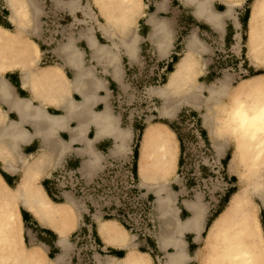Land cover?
Masks as SVG:
<instances>
[{"label":"crops","instance_id":"0c3cea01","mask_svg":"<svg viewBox=\"0 0 264 264\" xmlns=\"http://www.w3.org/2000/svg\"><path fill=\"white\" fill-rule=\"evenodd\" d=\"M201 1L141 0V13L132 27V35L135 33L136 39L132 37L131 42L130 36L116 38L119 54L116 71L112 65L98 63L91 57V48L87 42L90 33L95 36L99 44L108 45L109 42L100 35L97 24L87 23L69 34L70 39H68L72 47L68 51L56 42L52 46L53 41L47 37H43L42 41V45H46L45 48L36 43L39 55L37 62L31 68L32 72L26 78L23 77L24 71L20 67H11L0 72V81H4L3 84L0 82V85H4L0 87V179L12 190L18 189L26 181L36 184L52 203L69 207L68 217L52 216L50 219L39 210L36 203L30 202L26 195H19L15 204L25 249L40 244L45 251L46 259L50 260L62 251L60 237L63 234L67 242L60 264H67L74 248L72 238L78 233H86L82 223L88 226L97 243L95 258L99 259L100 264L113 263L112 259L123 258L126 252L132 249V243L136 245L137 250L146 252L150 256L152 264H155L150 254L153 251L165 254L166 258L167 252H173L174 246L183 242L187 253L198 249L210 222L205 216L207 207L199 192L193 195L188 193L189 179H194L193 174L196 172L191 159L192 150L185 142L189 137H182L170 126L186 105L179 106L172 116H161L157 108L154 112H150L151 108L148 109L149 121L162 120L174 131L178 150L176 166L170 176L172 177L179 170L169 186L174 191L171 193V213L166 214L162 220H156L159 224L161 221L164 223H161L164 235L168 233L164 248L156 234L153 240L141 239L131 233L117 218L104 215L105 209L102 203H90L80 194L79 188L89 186L111 164H120L133 174L138 188L144 189L146 194L153 196V193L146 190L142 183L140 187L138 186L137 160L140 139L146 124L140 129L137 125L139 117L136 115L135 107H126L124 102L126 99L133 100L134 95L139 91L133 82L135 78L133 71L142 61L157 62V65L164 69L160 71L165 74L166 81L174 63L187 50L185 47L188 37L194 32L199 41L194 48L196 53L193 51V57L198 63L194 79L197 84L207 85L206 82L212 78L200 62L211 61L216 54L214 49L217 46L231 48V54L225 53L222 56L220 54L223 58H237L238 55L244 54L247 60L245 41L250 4L253 0ZM200 3L205 5L201 6L202 9L197 6ZM7 7H0V25L10 29L12 23L9 19L10 10ZM204 8H208L209 14L217 12L218 15L213 14V17L218 18L210 19L212 21L210 22L206 18L207 15H203L208 14L206 10L201 18L200 12ZM153 18L161 22L163 18L167 22L163 20V26L157 31L159 33L170 28L167 29L169 32L165 31L167 35L162 34L164 32H161V36L154 35L155 31L152 32L154 25L152 27L150 25L154 24ZM217 23L220 26L216 25ZM58 25L62 26L61 23ZM73 25L74 23L68 27L76 28ZM238 36L239 45L235 48ZM155 39L158 40L157 43ZM125 44L130 54L126 52ZM248 67H250L249 72L251 71L249 75L264 72L258 71L259 68L251 65L249 61ZM43 72L46 74H42ZM200 78L201 82H199ZM150 95L161 102L160 97L155 94ZM218 107L220 108V105H213V113L219 109ZM195 110L202 113L205 107L201 106ZM200 118L203 137L210 148H208L209 154L213 159L216 158L217 162H220V158L224 159L228 166L232 152L231 143L228 142L222 149H215L209 141V136H206L207 128L201 116ZM58 173L68 174L71 185L64 188L57 179ZM172 184L176 185L177 189L174 190ZM193 187L191 188L194 189ZM198 206L201 209L205 207L204 215L193 225L186 224L193 209ZM48 218L53 223H50ZM63 221H66L65 226ZM102 222L105 224L104 237L100 234ZM181 223H184L183 227ZM113 226L117 227L111 229L110 227ZM177 227L180 229H176Z\"/></svg>","mask_w":264,"mask_h":264},{"label":"bare ground","instance_id":"6f19581e","mask_svg":"<svg viewBox=\"0 0 264 264\" xmlns=\"http://www.w3.org/2000/svg\"><path fill=\"white\" fill-rule=\"evenodd\" d=\"M200 1L198 0V2ZM6 2V6L10 10L11 25L14 26L16 32L9 34V29L0 25V44L3 45L0 47V72L7 68L20 67L24 71L23 77L26 78L32 72V66L37 62L39 48L34 41L22 42L19 34L23 31V27H26L25 18L30 20L32 15L38 12L37 1L6 0ZM200 4L197 6L202 9L201 6L205 5ZM93 5L103 20V22H98L100 35L109 43L108 45L99 44L95 36L90 33L87 36V42L91 48V57L98 63L112 65L116 71L119 64L116 38H126L132 21L141 13V0H93ZM250 5L247 38L246 41L244 40L246 58L251 65L264 68V0H253ZM195 9L197 10V7ZM205 10L208 13V8H204L200 12L201 18ZM209 13L203 15H207L206 18L209 20L218 18L213 17L214 13ZM216 15H218L217 12L214 16ZM163 20L162 18V22L165 21ZM211 20L210 22H212ZM221 21L222 19L219 23ZM162 22L153 18L152 23L154 24L150 25L151 27L154 25V30L152 29V32L155 31L154 35H160L161 32L167 35L165 31L169 32L170 28H166L165 31L161 30L157 33L163 26ZM216 25L220 26L218 23ZM117 31L121 36L116 34ZM194 33L188 37L187 47H185L187 50L174 63L172 70L168 72L166 81L150 87L148 92L161 98V104L157 107L161 116H172L173 112L181 105H187L194 109L204 106L205 110L201 113V117L207 128L208 135L206 136H209L211 145L215 149H222L228 142L232 145L228 166L225 167H227V173L236 178L237 184L221 210L209 222L203 236L210 244L206 263L264 264V232L257 214V204H254L251 199L252 197L257 198L264 211V72L241 77L235 85H230V77L227 73L223 77L221 76L222 78L215 84L212 83L207 87L203 84H196L194 79L197 60L193 57V51L199 41ZM130 37L136 39L137 35L131 33ZM160 38L157 39L160 40ZM158 40L155 42L157 43ZM239 40L238 36L235 48H238ZM71 45L69 40L62 45V48L68 51L72 47ZM124 46L126 52L130 54L127 45ZM199 46L201 47V45ZM42 74H46V72ZM1 85L0 87L4 86ZM203 89L207 91V95L202 98ZM213 105H220V108L218 107L219 109L214 113ZM214 109L216 108L214 107ZM139 148L138 186L140 187L142 183L146 190L153 193V214L156 220H162L166 214L171 213L172 197L166 182L176 166L178 154L174 131L162 120L148 121L143 129ZM21 194L26 195L30 202L36 203L39 210L50 219L52 216L68 217L69 207L52 203L36 184L26 181L18 189L12 190L0 179V264H60L67 242L63 234L60 237L62 251L50 260L46 259L45 251L40 244L28 250L24 248L15 204V200H18L17 197ZM204 213L205 207L202 209L200 206L196 207L186 224L193 225ZM166 217L168 218L169 215ZM50 219L48 218V220ZM63 223L65 226L66 221ZM157 223L155 234L164 248L168 233L164 235L162 221V224H159V221ZM181 224L183 227L184 223ZM104 225L103 222L100 225L102 237L105 236ZM115 227L117 226L110 228L114 229ZM184 243L175 245L173 252H167L163 264H186L189 260L197 259L198 253L189 255L184 249ZM132 246V249H129L123 258L112 259L113 263L108 262V264H152L150 256L146 252L137 250L133 243ZM42 257L48 263L42 261ZM97 260L99 261V259Z\"/></svg>","mask_w":264,"mask_h":264},{"label":"rangeland","instance_id":"374dc122","mask_svg":"<svg viewBox=\"0 0 264 264\" xmlns=\"http://www.w3.org/2000/svg\"><path fill=\"white\" fill-rule=\"evenodd\" d=\"M35 1H37L36 4L38 5V9H41V7L42 9L40 11L37 10L38 12L36 11L37 13L33 14L32 17L30 15V20L25 18L24 22L26 27H23V31H21V34H19L22 42L34 41L42 45L43 39L47 37L50 38V41H53V43H51L52 46L55 42L57 43V45H63L69 41V34L71 32L77 31V28H80L81 26H84L87 23L97 24L98 26V22H103L100 14L93 5V0ZM6 5V0H0V7ZM135 20L132 21L133 23L129 27L126 37L131 36L132 27L135 24ZM58 23H61L62 26H59ZM72 23H74L73 26L76 28L68 27L69 25H72ZM15 32L16 29L12 25L8 33L14 34ZM116 34L118 36H121L118 31ZM1 45L2 44H0V47ZM45 46L46 45H42L43 48H45ZM214 52L216 54L213 56L211 61L200 62V65L203 67V69L205 71L208 70V75H212V78H210L208 82H206V87L211 85L212 83L215 84L216 81L222 78L223 75H225L226 73L230 77V85H235L241 77H246L249 75V73H251V71L249 72L250 67H248V61L245 59L244 54L238 55L237 58H223L221 57L222 54H231L232 51L231 48H225L222 46L215 47ZM258 68V71H264V68L262 66ZM160 69L161 68L159 67V64L157 65V62L153 63L151 61H142L141 65H139V67L135 71H133V74L135 76L133 82L135 83L134 85H137L139 91L137 94L134 95L133 100L126 99L124 102L126 107H135L136 115L137 117H139L137 118L139 122L137 123V125H139L140 129H142V127L147 123V121H149L147 118V116L149 115L148 109L151 108L150 112H154V109L160 106L161 104L158 99L152 97V95H150L148 92L149 86H157L165 81V74H162ZM165 72H167V70ZM201 81L202 80L200 78L199 82ZM203 90L204 91L202 92L201 96L202 98L207 95V91L205 89ZM186 112L189 113L188 117L191 123H194L193 128L198 129L199 133L202 136V139L206 144V147L209 148L207 146L208 144L205 138L203 137V131L201 129V111H196L195 109H192V107L186 105L185 107H183L177 118L171 122V128L177 130V132H179L182 137H189V131L187 132L185 130V126L180 125L181 122H183L187 116ZM225 166L226 161L220 158L218 174H212V172L210 171L211 169L208 166H203V168L201 167V175L197 181V184L196 181L192 178L189 179L190 182L188 184V193L189 195H193L195 192H199L202 195L203 202L206 204L207 207L205 216L207 217L208 222L211 221V219L221 210L225 201L228 198L227 196H229V194L234 190L235 185L237 184L236 178L230 173H227L228 170ZM178 173L179 170L168 179L167 186L168 190L171 193H173L174 191L169 187L171 185L170 182L174 180V177ZM196 185L198 186L197 188H195ZM172 187L174 190L177 189L176 185H173ZM191 187H193L194 189H192ZM142 191L146 192L144 189H142ZM148 196L150 200H153L154 196L149 194ZM251 199L254 204H257V214L260 218L261 227L264 232V212L261 207V203L255 197H252ZM151 239L153 240L154 238H149V240ZM72 241L74 243V248L70 254L67 264H100L96 258H91L90 253H85L84 239L76 242V239L73 237ZM209 247V242L203 237L202 243L199 244L198 249L195 252L188 253L189 255L198 253V258L195 260H189L186 264H209L208 262L206 263V257L208 254ZM150 254L153 257L155 264H163L165 262V254H159L155 251L151 252ZM41 259L45 263H48L43 259V257Z\"/></svg>","mask_w":264,"mask_h":264},{"label":"built area","instance_id":"2783aa9c","mask_svg":"<svg viewBox=\"0 0 264 264\" xmlns=\"http://www.w3.org/2000/svg\"><path fill=\"white\" fill-rule=\"evenodd\" d=\"M186 114L185 120L180 125L185 126V130L190 133L185 142L192 150L191 159L196 170L193 178L197 184L202 166H208L212 174H218L220 162H217L216 158L213 159L209 154L198 129L193 128L194 123H191L188 117L189 113L186 112ZM57 179L63 184L64 188L71 185L69 176L66 173H58ZM197 187L196 185L195 188ZM79 192L90 203H102L105 209L104 215L117 218L136 237L148 239L154 236L157 222L153 214V200H150L148 194L137 187L133 174L120 164H111L89 186L80 187ZM81 225L86 228V233H78L74 238L76 242L82 239L85 240L84 251L87 254L90 253L91 258L94 259L98 250L97 243L88 226L84 223Z\"/></svg>","mask_w":264,"mask_h":264},{"label":"trees","instance_id":"16d2710c","mask_svg":"<svg viewBox=\"0 0 264 264\" xmlns=\"http://www.w3.org/2000/svg\"><path fill=\"white\" fill-rule=\"evenodd\" d=\"M169 70H170V68H169Z\"/></svg>","mask_w":264,"mask_h":264}]
</instances>
